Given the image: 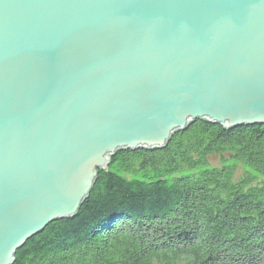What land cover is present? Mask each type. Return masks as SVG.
I'll return each instance as SVG.
<instances>
[{
    "label": "water",
    "instance_id": "obj_1",
    "mask_svg": "<svg viewBox=\"0 0 264 264\" xmlns=\"http://www.w3.org/2000/svg\"><path fill=\"white\" fill-rule=\"evenodd\" d=\"M203 118L264 125V0H0V264Z\"/></svg>",
    "mask_w": 264,
    "mask_h": 264
},
{
    "label": "trees",
    "instance_id": "obj_2",
    "mask_svg": "<svg viewBox=\"0 0 264 264\" xmlns=\"http://www.w3.org/2000/svg\"><path fill=\"white\" fill-rule=\"evenodd\" d=\"M14 264H264V126L199 119L161 148L116 151Z\"/></svg>",
    "mask_w": 264,
    "mask_h": 264
},
{
    "label": "bare ground",
    "instance_id": "obj_3",
    "mask_svg": "<svg viewBox=\"0 0 264 264\" xmlns=\"http://www.w3.org/2000/svg\"><path fill=\"white\" fill-rule=\"evenodd\" d=\"M204 119V118H203ZM197 120H199V119H197ZM195 121V120H194ZM193 122V121H192ZM211 122V121H210ZM191 122H189L187 125H189ZM252 126H255V125H252ZM260 126H264V125H260ZM187 127V126H186ZM185 127V128H186ZM169 141V140H168ZM152 149H154V148H152Z\"/></svg>",
    "mask_w": 264,
    "mask_h": 264
},
{
    "label": "rangeland",
    "instance_id": "obj_4",
    "mask_svg": "<svg viewBox=\"0 0 264 264\" xmlns=\"http://www.w3.org/2000/svg\"><path fill=\"white\" fill-rule=\"evenodd\" d=\"M210 159H211V158H210ZM212 159H213V158H212ZM213 161H214V162H215V164H216V162H217V159H213ZM215 164H214V165H215ZM215 166H216V165H215Z\"/></svg>",
    "mask_w": 264,
    "mask_h": 264
}]
</instances>
